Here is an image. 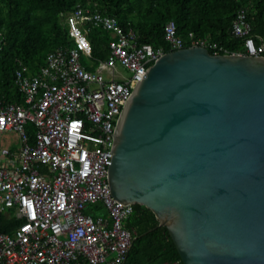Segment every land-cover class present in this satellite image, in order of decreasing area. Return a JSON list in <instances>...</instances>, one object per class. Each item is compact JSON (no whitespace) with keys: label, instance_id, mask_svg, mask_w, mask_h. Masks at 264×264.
<instances>
[{"label":"built area","instance_id":"2783aa9c","mask_svg":"<svg viewBox=\"0 0 264 264\" xmlns=\"http://www.w3.org/2000/svg\"><path fill=\"white\" fill-rule=\"evenodd\" d=\"M65 22L71 44L50 50L35 73L20 61L14 83L21 102L0 99V140L15 133L18 144L0 146V213L23 219L12 234L0 233V264H125L132 244L125 223L135 203L118 202L108 183L113 136L132 89L167 51L89 6H77ZM91 29L108 33L103 58L93 54ZM231 35L237 50L193 32L187 44L172 20L164 26L168 51L202 46L264 57V37L252 33L243 8ZM96 59L93 70L88 62Z\"/></svg>","mask_w":264,"mask_h":264},{"label":"water","instance_id":"95a60500","mask_svg":"<svg viewBox=\"0 0 264 264\" xmlns=\"http://www.w3.org/2000/svg\"><path fill=\"white\" fill-rule=\"evenodd\" d=\"M108 183L183 264H264V57L163 53L124 103Z\"/></svg>","mask_w":264,"mask_h":264},{"label":"trees","instance_id":"16d2710c","mask_svg":"<svg viewBox=\"0 0 264 264\" xmlns=\"http://www.w3.org/2000/svg\"><path fill=\"white\" fill-rule=\"evenodd\" d=\"M77 6L96 8L114 16L137 40L168 51L164 26L172 20L178 36L189 43L188 33L207 37L229 50H237L231 22L237 10H246L252 33L264 37V0H0V99L21 102L14 83L20 61L31 73L39 70L46 54L57 45H70L65 16ZM88 39L93 54L107 52L104 35L91 29ZM210 53H212L210 51ZM19 221L0 216V232L12 230ZM125 226L133 240L125 264H183L165 226L147 207L135 203Z\"/></svg>","mask_w":264,"mask_h":264},{"label":"rangeland","instance_id":"374dc122","mask_svg":"<svg viewBox=\"0 0 264 264\" xmlns=\"http://www.w3.org/2000/svg\"><path fill=\"white\" fill-rule=\"evenodd\" d=\"M96 32L100 33L101 35H104L105 34V31L104 30H101V29H96ZM100 58V57H99ZM88 62V61H87ZM88 63H92L91 64V67L93 70L96 69V67L99 65V62L98 60H94V61H90ZM121 71L123 73H125L124 70H122V68L120 67ZM16 134L15 133H4L2 134L1 136V140H0V146L2 147H9V148H13L12 146L13 145H17V143L15 142L16 141Z\"/></svg>","mask_w":264,"mask_h":264},{"label":"crops","instance_id":"0c3cea01","mask_svg":"<svg viewBox=\"0 0 264 264\" xmlns=\"http://www.w3.org/2000/svg\"><path fill=\"white\" fill-rule=\"evenodd\" d=\"M15 142L17 143V137H16V141ZM17 146H18V144L17 145H13L12 147L16 148ZM0 216H4L5 218L10 219V220L19 221V223L12 230H10V231H2V232H5V233H9V234H12L14 232V230L18 227V225L23 220L21 218L16 217V214H15V212L13 210H9V211H6L4 213H0Z\"/></svg>","mask_w":264,"mask_h":264}]
</instances>
